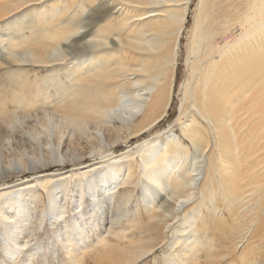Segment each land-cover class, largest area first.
<instances>
[{"label":"bare ground","instance_id":"obj_1","mask_svg":"<svg viewBox=\"0 0 264 264\" xmlns=\"http://www.w3.org/2000/svg\"><path fill=\"white\" fill-rule=\"evenodd\" d=\"M39 2L51 4L40 13L9 19L13 33L19 32L21 38L11 35L10 56L4 55L2 64L52 69L42 78L43 88L38 86L39 77L31 79L25 68L8 75L11 92L0 96V136L16 145L23 139L24 144L17 145L22 149L26 141L31 144L29 137L38 142L41 134L46 135V144L57 148L66 142V132L71 146L85 136L92 140L90 154L97 160L83 166L87 170L82 172H53L50 168L60 160L44 158L40 167L48 172L33 175L27 181L30 187L0 188L5 263L46 264L44 244L24 250L33 231L27 221L39 190L55 199L52 181L60 176L59 192L77 179L87 178L92 187L90 209H83L81 190L75 199L79 210L73 216V231L69 226L62 229L81 241L89 237L90 227H102V210L122 197L124 185H140L143 190L136 203L146 205L145 223L134 219L123 247L102 240L90 249L96 264L133 263L162 244L166 231L172 236L166 241V264L224 260L223 264H264V0H251L237 12L235 5L233 14L219 23L210 15L216 0H198L187 44L188 53L196 57L190 60L176 122L162 138L156 136L119 155L111 151L113 146L152 128L168 114L190 1L0 0V18ZM20 20L25 24L17 26ZM65 59L77 60L69 68L58 67ZM52 89L55 97L49 94ZM18 115L34 118L25 131L28 139L14 133ZM28 170L34 168L23 161L16 174ZM7 173L2 170L0 180L11 175ZM196 175L202 176L199 181ZM101 194H107V201L100 200ZM123 194L126 201L130 193ZM85 213L88 221L79 223ZM61 238L58 233L56 241ZM65 243V248L71 247L68 237Z\"/></svg>","mask_w":264,"mask_h":264},{"label":"rangeland","instance_id":"obj_2","mask_svg":"<svg viewBox=\"0 0 264 264\" xmlns=\"http://www.w3.org/2000/svg\"><path fill=\"white\" fill-rule=\"evenodd\" d=\"M189 9L187 11V20L185 23V29L182 33V38L180 39L179 49H178V55H177V69H176V80L174 85V91L172 94L171 103L169 106L168 114L162 118L158 123H156L152 128L146 130L145 132H142L141 134L133 137L128 138L127 143L119 142L113 148H111V151L114 152V154L119 155L122 152H125L135 145L141 143V142H148L156 138V136H160L162 138L169 132V125H173L176 122V119L179 114V107L182 102L183 98V88L185 90V85H187V79L191 73V62L194 57H196V54H190L188 53V35L189 30L193 28L194 26V19L193 16L196 15L197 11V2L198 0H189ZM248 3H243L241 0H216V3L214 5V10L210 13L213 14L216 19L215 23H219L222 21H225L224 18L229 17V15L233 14L235 5H238L236 12L238 10H243L245 8V4H249L251 0H247ZM240 3V4H239ZM51 3L39 2L36 4H31L29 6H26L24 8H21L19 10H16L14 14H8L2 18H0V96L5 92L10 93L11 92V83L8 79V75H10L13 72H16L19 70V68H25L26 71H28V75L32 79L34 76L36 78L39 77L38 86L43 88L46 83L42 81V78L45 74H47L52 67L50 66H42V65H32L28 63H12L11 65H8L6 63L2 64L3 56L9 54V47L10 44L13 42V39L11 38L13 36H18L17 39L21 38L19 36V32L15 31L13 33L12 27H10L9 19L11 17H19L21 14L30 15L35 13H40L43 11L45 7H49ZM242 4V5H241ZM164 7V6H161ZM219 7L221 9L219 10ZM147 9H151V7H148ZM120 13V11L118 12ZM40 15V14H39ZM38 15V16H39ZM25 19V18H24ZM141 20H137L139 23ZM143 21V20H142ZM17 26H21L24 23V20L16 21L15 22ZM12 29V31H11ZM194 56V57H193ZM189 57V58H188ZM77 60V59H76ZM75 59H65L64 61H60L61 64L58 67H63L65 64L67 65V68H69L75 61ZM189 60V61H188ZM63 63V64H62ZM57 67V66H56ZM190 71V72H189ZM62 76L66 74V72L63 70ZM131 77V76H130ZM30 89V87L28 88ZM49 94H54L55 97V90L52 89L49 91ZM181 101V102H180ZM10 109L12 108V105L9 104ZM18 112V109H14ZM17 118L19 119L20 123L18 125V128L15 130L17 132L14 133H23V136H25L28 139V133H25L26 129L28 128L29 124L32 123L33 117L28 115L21 117V115H18ZM112 122L114 121L115 124H118V120L111 118ZM53 121H51V124ZM176 133H179L178 127L174 128ZM51 134L49 137L50 141L55 139L54 136V128L51 126ZM103 137H105L106 131L104 128H102ZM25 134V135H24ZM67 134L63 137V140L65 139L66 142L60 146V148L53 146L52 143L46 144L45 141L47 139L45 134H41L37 141L31 140V144H28L29 142L26 141V146L24 149L18 147L17 145L24 144V140L21 139L19 142L14 143V140L10 141L4 140L2 136H0V174L2 170H6L8 173L7 175H10L7 178H2L0 180V188L5 187L7 185H13V184H19L16 186V188H24L30 187L31 184H27V181H30V179L34 176H39L40 174L46 175V172L43 171L40 167L41 162L44 160V158H52L56 157L60 162H58L59 165L52 166L50 169L53 172H64L66 170H78L80 172L87 170L86 165H89L93 162H95L96 156L90 154V147L92 146V140L88 139L85 136L78 137L77 144L75 146H71L67 142ZM0 135H3L0 134ZM28 136V137H27ZM76 136V135H75ZM15 137V136H13ZM12 137V138H13ZM16 139V138H15ZM36 142V143H35ZM80 142V144H79ZM81 146V147H80ZM211 147V144H209L206 147L207 150ZM60 152L62 156H60ZM203 156L205 159V151L203 152ZM22 157V158H21ZM95 158V159H94ZM201 159V158H200ZM23 161L28 162L29 167H33L34 170L30 172L29 170L25 173H22V175L16 174V171H19L23 168ZM64 162V163H62ZM75 164H74V163ZM72 163V164H71ZM192 165V163H191ZM91 169V168H90ZM89 170V169H88ZM95 174L91 173V176L94 177ZM60 176H56L52 181V191L57 193L55 196V199L48 198V192L44 190H39L40 195L36 199V202L32 205L33 209L31 211L30 215V221L27 224L28 228L33 229L32 236L28 238L29 242L24 247L25 249L31 248L30 246H34L35 244H44V258L46 260V264H96V262H93V252L90 251V249L98 246L99 242L102 240L106 242V244L114 246V247H123L127 243V239L129 238V233L131 231V226L134 219H139L143 224L146 221L145 217V211L144 207L146 205H137V200L141 197L142 188L140 185L137 186H128L124 185L120 192L122 193V197L117 198V202H114L112 200L108 207H105L104 210H102V213H104L105 221L103 224H100V228H98V224L95 226H92L88 229L89 237L87 240L80 239L78 236V239L75 236H67V233H63L62 229L64 227L69 226L70 233L73 231V221L75 218H73L74 214L78 212L79 208L77 207V203L75 199L78 198L79 192L83 191V199L86 201L83 204L84 210H89L90 206H88V200H92L90 188H92L90 185L87 184V178H84L80 182L75 180H71V182L68 181V183L65 186L64 192H59L61 186L59 185V178ZM198 181L201 179V175L195 176ZM1 179V177H0ZM36 189H40V186L38 185ZM36 191V190H35ZM49 191V190H48ZM130 193V196L126 201L123 199V193ZM98 194H100V191H98ZM102 195V194H101ZM103 196V195H102ZM100 197V195H99ZM107 194L103 196V199L100 200L102 202L107 201ZM62 199V202L60 204L55 203L56 201ZM29 203V202H28ZM30 208V206H29ZM83 212V211H82ZM121 213V214H120ZM140 213V214H139ZM117 214V215H116ZM94 216H92L93 218ZM107 217V218H106ZM86 218V219H85ZM109 218V219H108ZM79 223H84L88 221L87 214L85 213L84 219L78 217ZM116 221V223L112 224L111 222ZM118 221V222H117ZM175 221V220H174ZM173 221V223H174ZM77 222V221H76ZM177 223H174L176 225ZM112 225V228L110 227V230L108 231L109 226ZM12 227V224H10L7 228V231L10 230ZM72 230V231H71ZM62 234V238L56 241L57 234ZM169 235L171 236L170 231H166L165 235L163 236L164 241L162 244L157 245L150 253L146 254L142 258L134 261L133 263L129 264H166L167 261H163L164 252H167L168 248L166 247V241L169 239ZM7 233L4 232V225L0 222V264H6L5 262L8 259V256H6V252L3 250V241L6 240ZM66 237H68L69 241L72 243L70 248H65V240ZM172 237V236H171ZM64 238V239H63ZM76 238V239H75ZM64 241H63V240ZM166 239V240H165ZM171 239V238H170ZM70 251H69V250ZM120 249V248H119ZM53 250L55 254H50V251ZM68 251V252H67ZM224 263L227 261H223ZM223 262L221 264H223ZM104 264H110L108 260L104 261ZM219 264V263H216Z\"/></svg>","mask_w":264,"mask_h":264}]
</instances>
